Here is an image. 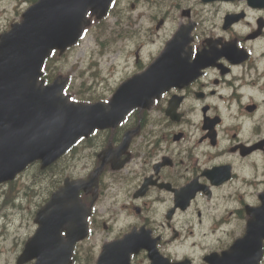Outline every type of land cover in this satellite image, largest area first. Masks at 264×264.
<instances>
[{
	"label": "flooded vegetation",
	"instance_id": "obj_1",
	"mask_svg": "<svg viewBox=\"0 0 264 264\" xmlns=\"http://www.w3.org/2000/svg\"><path fill=\"white\" fill-rule=\"evenodd\" d=\"M105 34L135 47L125 79L166 54L180 82L65 158L90 210L71 264H264V0H118Z\"/></svg>",
	"mask_w": 264,
	"mask_h": 264
},
{
	"label": "water",
	"instance_id": "obj_2",
	"mask_svg": "<svg viewBox=\"0 0 264 264\" xmlns=\"http://www.w3.org/2000/svg\"><path fill=\"white\" fill-rule=\"evenodd\" d=\"M108 0H39L24 14V20L0 36V183L14 179L35 159L46 165L59 158L78 138L104 120L96 118L100 109L67 104L62 97L64 82L50 86L39 82L45 60L53 50L62 53L74 45L89 25V11L99 19L105 16ZM40 84V85H39ZM127 110H123V114ZM75 131V133H74ZM52 138L42 147V138ZM56 202V200H55ZM56 218V216H54ZM40 228L28 243L22 259L31 252L41 264L38 249L47 226L43 214ZM44 221L50 225L45 219ZM51 223L65 226L66 217Z\"/></svg>",
	"mask_w": 264,
	"mask_h": 264
},
{
	"label": "rangeland",
	"instance_id": "obj_3",
	"mask_svg": "<svg viewBox=\"0 0 264 264\" xmlns=\"http://www.w3.org/2000/svg\"><path fill=\"white\" fill-rule=\"evenodd\" d=\"M30 4V0H0V33L9 29L11 23L20 21L21 14ZM93 49L92 37L87 35L83 42L67 57L58 59L59 57L56 56L53 65L58 68V73L73 78V87H80L82 84L85 87H93L95 83H99L96 87L99 91H103V88L106 87L104 82L90 79L91 74L89 72L92 68L88 64ZM85 52L87 53L86 57H84ZM38 172L37 169H30L26 175L15 181L13 186H4L5 184L0 186V251H7L18 244L14 241V236L21 243L35 232L33 212L38 206L35 202L39 200V194L38 191L29 190L26 186L30 182L29 177H33ZM36 188H40V185L38 184ZM12 189L15 193L12 192ZM11 199L16 201V206L5 204L6 200L10 201ZM2 234H4V238L1 236ZM9 239L11 240L8 247ZM24 246L25 244L22 245V250ZM12 252L8 264H16L18 256L15 248L12 249Z\"/></svg>",
	"mask_w": 264,
	"mask_h": 264
},
{
	"label": "trees",
	"instance_id": "obj_4",
	"mask_svg": "<svg viewBox=\"0 0 264 264\" xmlns=\"http://www.w3.org/2000/svg\"><path fill=\"white\" fill-rule=\"evenodd\" d=\"M33 1L35 2L36 0H33ZM51 77H52L51 75H49V74L47 75L48 79H51Z\"/></svg>",
	"mask_w": 264,
	"mask_h": 264
}]
</instances>
